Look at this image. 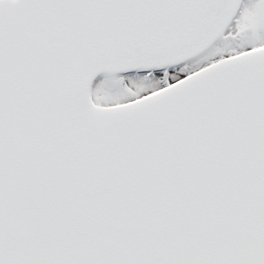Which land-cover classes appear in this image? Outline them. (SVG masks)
<instances>
[{
	"label": "snow or ice",
	"instance_id": "1",
	"mask_svg": "<svg viewBox=\"0 0 264 264\" xmlns=\"http://www.w3.org/2000/svg\"><path fill=\"white\" fill-rule=\"evenodd\" d=\"M0 264H264V0H0Z\"/></svg>",
	"mask_w": 264,
	"mask_h": 264
}]
</instances>
